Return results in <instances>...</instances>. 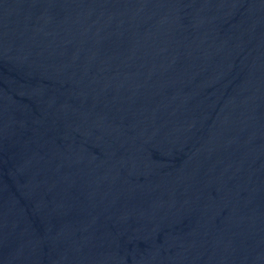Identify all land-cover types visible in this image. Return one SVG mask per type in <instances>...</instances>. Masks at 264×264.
Instances as JSON below:
<instances>
[{
  "label": "water",
  "instance_id": "water-1",
  "mask_svg": "<svg viewBox=\"0 0 264 264\" xmlns=\"http://www.w3.org/2000/svg\"><path fill=\"white\" fill-rule=\"evenodd\" d=\"M0 264H264V0H0Z\"/></svg>",
  "mask_w": 264,
  "mask_h": 264
}]
</instances>
